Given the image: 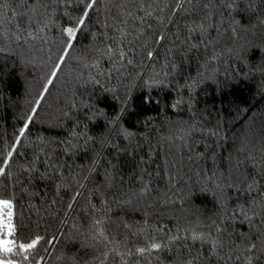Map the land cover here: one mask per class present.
<instances>
[{
	"label": "trees",
	"instance_id": "16d2710c",
	"mask_svg": "<svg viewBox=\"0 0 264 264\" xmlns=\"http://www.w3.org/2000/svg\"><path fill=\"white\" fill-rule=\"evenodd\" d=\"M87 2L0 0L10 258L264 264V0H96L53 78Z\"/></svg>",
	"mask_w": 264,
	"mask_h": 264
},
{
	"label": "snow or ice",
	"instance_id": "6c2138e0",
	"mask_svg": "<svg viewBox=\"0 0 264 264\" xmlns=\"http://www.w3.org/2000/svg\"><path fill=\"white\" fill-rule=\"evenodd\" d=\"M95 3H96V0H89V2L85 3L84 9L81 12V16L77 20V25L79 27L73 26V27H67L66 29H64V35L67 38L64 43L65 51L62 52L61 58L58 60L56 66L54 67L51 73V76L53 78L56 76L57 72L60 70V65L63 63L64 57L68 55V50L72 49L73 42L77 39L78 31L84 27L85 20L88 17V13L93 8ZM226 6L231 7V4H228ZM0 51H3V48H0ZM49 83H51V80H49ZM26 130H27V124L21 128L19 132V136L23 137ZM14 143L19 144L20 141L16 140ZM13 151L14 149H10V151L8 152L7 157L9 159L12 156ZM3 163L4 161L0 160V164H3ZM3 173H4V168L0 167V174H3ZM12 208H13V205L10 202V200L0 199V209L7 210V220L6 221L4 220L3 216H0V229H2L0 230V264H19V262L10 258V257H15L17 255L22 256L24 260L29 259V256L26 254L33 252V250L36 248V246L40 242L39 237L32 239L30 242H23V243H17V240L12 238L13 233L15 231V228L12 223V215H13ZM3 230H6V231H3ZM197 238L198 237H193V239H197ZM172 239H180V237H173ZM211 243H213L214 247L216 246L215 241H212ZM162 246L164 245H162L161 243H152L150 245V248L148 249L141 248L138 251L141 254H143L145 251H151V250L159 251ZM251 247L255 248V245H252ZM248 264H251L250 260Z\"/></svg>",
	"mask_w": 264,
	"mask_h": 264
},
{
	"label": "rangeland",
	"instance_id": "374dc122",
	"mask_svg": "<svg viewBox=\"0 0 264 264\" xmlns=\"http://www.w3.org/2000/svg\"><path fill=\"white\" fill-rule=\"evenodd\" d=\"M4 215H5V216H4ZM1 216H3L4 220L6 221L7 212H3V211L1 210Z\"/></svg>",
	"mask_w": 264,
	"mask_h": 264
}]
</instances>
